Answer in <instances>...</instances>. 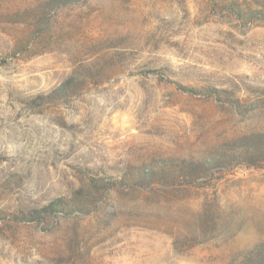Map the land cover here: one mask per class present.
I'll use <instances>...</instances> for the list:
<instances>
[{
    "label": "rangeland",
    "instance_id": "374dc122",
    "mask_svg": "<svg viewBox=\"0 0 264 264\" xmlns=\"http://www.w3.org/2000/svg\"><path fill=\"white\" fill-rule=\"evenodd\" d=\"M0 264H264V0H0Z\"/></svg>",
    "mask_w": 264,
    "mask_h": 264
}]
</instances>
